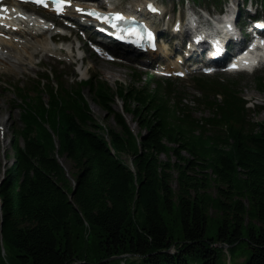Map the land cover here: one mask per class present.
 <instances>
[{
	"label": "trees",
	"instance_id": "1",
	"mask_svg": "<svg viewBox=\"0 0 264 264\" xmlns=\"http://www.w3.org/2000/svg\"><path fill=\"white\" fill-rule=\"evenodd\" d=\"M152 81L117 91L59 81L36 90L37 104L21 95L24 123L0 181V264H264V120H246L228 87L195 117ZM81 87L119 131L95 122ZM117 94L139 132L112 108ZM78 235L85 255L74 250Z\"/></svg>",
	"mask_w": 264,
	"mask_h": 264
},
{
	"label": "rangeland",
	"instance_id": "2",
	"mask_svg": "<svg viewBox=\"0 0 264 264\" xmlns=\"http://www.w3.org/2000/svg\"><path fill=\"white\" fill-rule=\"evenodd\" d=\"M91 62H92L91 63L92 65L89 68V70L88 69L86 70L85 68H81L83 70L79 69L78 71H76L75 69H73L74 74H76L77 76L72 75V77L70 76V78H66V76H63V80L65 79L64 82L66 84L67 83L69 84L74 79L79 80L81 78L82 79L86 78L94 73H98V76H100L99 78H101L102 81L105 80L108 86L113 88L115 91H116L117 86L122 85V87L128 88L130 86L141 84V82L139 81L135 82L134 81L135 79L132 77V72L135 67V64H133V67L131 68V66L110 64V63L96 60V59H92ZM45 66L47 68L52 69L53 70L52 72L55 71L58 74L60 73L59 72L60 70L62 72H67L69 64L67 63L60 64V63H54L50 61L47 64H45ZM136 68L141 69L139 67H136ZM50 76H54V73H52ZM107 76L108 78H110V76H113V78L107 79L106 78ZM232 77H233L232 75H226V78L224 80L225 81H227L228 79L230 80V78ZM240 80L243 83L244 80H242V78H240ZM19 81H22V82L26 81L27 83H29L31 82V79L29 80L22 79ZM246 83L250 85L245 87L244 83L238 84L239 87L236 85V88H241L239 91L240 95L244 96L245 99L248 101L247 106L250 111L247 113H248V118L250 119V121L252 120L256 122H261L262 120H264V111L262 110V107L264 106V91H259L256 87V82H252L251 79L246 81ZM177 84H178L177 90L183 93L182 97H186L187 100L189 98L195 101V105L191 108L193 114L196 117H207L210 114V111L206 108V102L204 101L206 99H212L213 97L217 99L219 98L216 96H213L212 93H209V94L206 93V96L203 97L201 92L193 86L192 81H190V84L186 86H184V84L182 85H179V83ZM263 90H264V87H263ZM82 91H83V95L86 96V99L89 104L88 107H89L90 113L95 119V122L101 125H106L107 127H110L114 130L119 131L120 127L117 125L116 121L113 119L112 114H109L108 110L104 108L103 106H101L97 102V100L92 99V96L90 95V91L86 87H82ZM32 97H33L32 100L37 104L38 103L37 101L39 99L33 96V94H32ZM222 97H223V94L221 95L220 99H222ZM15 98H16V94L14 91L5 90L3 87H0V178L3 175V169L7 166L8 163L11 162L13 158V153L11 150L12 130L19 127L20 124H22V121L20 119V110L16 105V101L18 100ZM44 98L46 99V96ZM197 98H199L200 100H197ZM134 105L135 104H132L131 107H133ZM111 106L112 108H114V110L115 109L121 110L120 99L116 97L115 101L111 103ZM124 117L130 129L134 133H137L141 130L139 125L135 121L132 113H124ZM45 125L48 126L47 123ZM88 128L92 129L91 125ZM50 131L52 134H54L52 130ZM54 137L56 136L54 135ZM124 157L129 162L130 155L126 153L124 154ZM162 157L164 159L166 158L164 155ZM214 191L215 189H211L212 193H214ZM209 214L211 216L210 218L211 231L209 230V232H211L212 234L213 230L216 228L215 227V217L217 216L218 212L215 210H210ZM167 219H169L168 224H171L176 227V231L174 233L178 235L179 234V228H178L179 223H177L178 221L176 217H174V219L173 218H167ZM76 241L77 243L75 245L74 250H76L77 254L79 255H85L83 253V250H84L83 247H85L87 240L82 242L80 235H78V237L76 238ZM87 245H88V242H87ZM226 246L228 247V244ZM243 248L244 247H241V248L239 247L237 251L240 255L237 258L238 261H242L245 257L244 254H246V251ZM174 249H175L174 245L170 247L171 251H173ZM97 256L98 255L94 253H91L89 255V257L91 258H97ZM7 258L8 256L6 255V259ZM78 261H81V260L79 259ZM5 264H15V262L12 263L9 260V261H6Z\"/></svg>",
	"mask_w": 264,
	"mask_h": 264
},
{
	"label": "bare ground",
	"instance_id": "3",
	"mask_svg": "<svg viewBox=\"0 0 264 264\" xmlns=\"http://www.w3.org/2000/svg\"><path fill=\"white\" fill-rule=\"evenodd\" d=\"M146 2H147L146 0H130V8L134 12H138V11L142 12L144 11ZM35 25L37 26V24ZM0 46L2 49H7L9 51L12 50L15 52H19V51L25 52V55L28 57L33 56L38 51H43L46 53H54L57 51V47H54L51 43L47 42L45 39H38V38H36V41L33 43L28 38H25L24 42L21 43L20 45L0 38ZM6 61H9V59H7ZM5 63H8V62H5ZM106 78L112 79L113 76H110V78H108L107 76Z\"/></svg>",
	"mask_w": 264,
	"mask_h": 264
},
{
	"label": "snow or ice",
	"instance_id": "4",
	"mask_svg": "<svg viewBox=\"0 0 264 264\" xmlns=\"http://www.w3.org/2000/svg\"><path fill=\"white\" fill-rule=\"evenodd\" d=\"M149 7L151 8V10L156 11V9H155L154 6L150 5ZM117 18L120 19L121 17H117ZM234 67H235V66H234Z\"/></svg>",
	"mask_w": 264,
	"mask_h": 264
},
{
	"label": "water",
	"instance_id": "5",
	"mask_svg": "<svg viewBox=\"0 0 264 264\" xmlns=\"http://www.w3.org/2000/svg\"><path fill=\"white\" fill-rule=\"evenodd\" d=\"M70 196H72V195H70ZM226 245H227V244H224L225 247H227ZM127 255H128V256H131V255L128 254V253L124 254L123 256H127ZM116 257H119V256H116Z\"/></svg>",
	"mask_w": 264,
	"mask_h": 264
}]
</instances>
